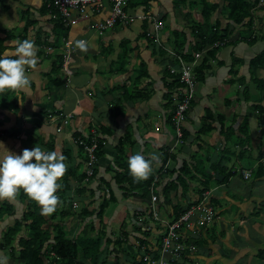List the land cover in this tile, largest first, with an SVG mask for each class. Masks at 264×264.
<instances>
[{"label":"crops","instance_id":"obj_1","mask_svg":"<svg viewBox=\"0 0 264 264\" xmlns=\"http://www.w3.org/2000/svg\"><path fill=\"white\" fill-rule=\"evenodd\" d=\"M50 1L0 0V40L3 48L0 53L6 47L13 49L17 41H34L39 38L37 52L47 47L42 42L46 44L48 40L53 44V47H49L52 57H56L54 62L53 59L45 60V65L49 62V75L41 74L36 68L31 71V66H27L30 87L19 92L10 91L3 101L0 97V141L3 142L0 145V156L6 154V149H14L19 154L24 148L30 149L36 144L60 154L67 151V167H78L77 172L69 177L70 189L65 193L72 203L81 204L88 195L99 199L100 204L109 195L115 200L107 207L106 216L103 215L106 219L103 223L105 227L98 226V229L103 228L102 232H106V239H101L106 249L102 255L105 257L103 264H150V261H157L161 257L163 225L147 217L151 197L146 199L124 195L114 183V158L120 141L125 142L123 151L127 159L136 152L151 158V154L156 152L152 148L158 146L155 143L164 144V152L172 147L170 141L174 137V130L168 123V117L175 105L177 91L168 93L169 98H173L172 105L164 95L171 81L168 69H178L179 66L175 65L168 54V58L165 55L160 57L159 46L152 41L148 42L141 35L142 25L146 22L148 31L154 21H160L163 27L160 31V49L174 51V42L184 38L182 51L185 54L194 44L193 26L202 25L206 21L202 10H206L207 6L202 7L196 0H130L127 14L141 15L144 19L136 20L128 27L119 26L108 30L99 38L93 35L91 40L79 39L85 40L93 48L98 43L104 46L108 42L106 45L110 50L111 41H116L113 38L117 36L114 35H127L129 38H122L131 43V49H124V59L119 65L117 60L109 59L110 68L107 69L121 78L104 87L95 82L94 76L89 75L86 79L88 68L84 67L86 65L75 66L74 57L78 53H82L80 56L97 57V53L85 52L78 47L80 52L74 51L71 54L73 61L65 65V70L71 71L73 75H69V82L57 87L50 80L57 78L51 69L53 63H58L56 55L63 53L59 46H65L62 43L64 37L56 33L54 13L44 7ZM204 1L216 6L207 23L218 25V30L226 33L225 39L219 41L224 42V45L217 46L214 57L208 60L203 78L198 81L196 79L195 99L182 127L185 136L183 144L173 153L170 152L175 159L169 158L164 169L161 168L164 152L156 153L158 160H161L160 165L158 160L153 162L151 173L157 180L156 206L161 219L169 222L174 219L173 207L185 211L197 204L203 193H208L209 204L219 217L210 225L199 226L197 234L183 233L185 251L177 264H264V6L258 5L259 0H245L251 5L249 14L242 22L235 23L228 18L226 0ZM86 24L82 22L71 28L67 38L76 41L80 36V28L88 30ZM124 29L128 32L125 33ZM198 53L203 58L205 50ZM258 57H262L259 62L255 61ZM200 62L201 59L197 60L196 66ZM141 63L145 65L146 77L137 84L134 79ZM53 88H62V95L53 97ZM130 90L134 92L131 98L126 94ZM139 90L143 91V95L138 94ZM85 92L89 94L88 98L84 96ZM206 113L211 117L207 118ZM63 116L71 117L62 129L60 125ZM51 118H55L54 122L46 123ZM207 122L212 125V130L204 134L203 125ZM101 126H106L108 131L103 135L104 153L98 161L104 162V166H96L95 177L100 181L95 189L97 194L94 188L89 187L77 192L76 188H81L83 184L77 186L76 179L83 172L84 154L75 140L80 136L88 143L89 134L94 136L92 132ZM59 127L61 132H57ZM97 136H101L100 132ZM10 138L15 140V144L10 142ZM183 164L194 170L198 164L199 169H204L205 173L195 170L196 177L192 174L184 177L185 181L190 182L185 190L169 189L170 204L166 205L162 203L163 187L178 177ZM159 170H162L161 177H158ZM244 172L249 173L246 179ZM204 174H208L212 182H209V189L201 193ZM226 174L229 176L223 180ZM103 179L109 182V188ZM58 195L60 203L57 208L61 206L63 196ZM24 210L25 203L21 201L20 193L15 200L0 199V258H4L5 263L17 262L20 250L18 238L25 233L26 222L21 223V231L16 234L10 248L3 247V235L14 225L15 220L23 217ZM91 216L97 217L96 213ZM73 217L76 216L67 219V227L71 232L69 221ZM57 221L63 223L60 218L49 222L57 224ZM107 239L110 241L107 242Z\"/></svg>","mask_w":264,"mask_h":264},{"label":"trees","instance_id":"obj_2","mask_svg":"<svg viewBox=\"0 0 264 264\" xmlns=\"http://www.w3.org/2000/svg\"><path fill=\"white\" fill-rule=\"evenodd\" d=\"M202 7L207 6L206 10H202V15L205 18V23L202 25H195L193 26L192 32L194 33V44L191 45L190 51L186 52L183 54L182 47L184 44V38L181 39V41H175L173 44V52L176 55V58H172L173 62L175 63L176 66L179 64V60H185L186 63H191L194 61V56L198 52H203L205 50L204 57L202 58L201 56V62L198 66H194L193 68V73L195 76V80L197 79H202L203 78V72L208 68L207 63L209 58H213L215 53L218 50V47H214V44L224 40L226 33H222V30H218L217 26H212L207 23V21L210 18V14L216 9V6L214 4L210 5L206 3L204 0H196ZM227 5H228V18L232 20L235 23H240L242 22L249 14L250 6L248 3L245 2V0H226ZM45 9L49 10L47 8V4L44 5ZM50 11V10H49ZM51 12V11H50ZM56 20V19H55ZM56 26L61 28L62 30V36L66 40L68 37V33L71 28H66L61 26L57 21H56ZM146 32H147V23L145 22L142 25V36L148 41L153 40L149 39L146 37ZM38 35V34H37ZM183 36V35H182ZM39 37V36H38ZM34 42L39 43L40 39L36 38ZM2 41L0 40V51L3 50L1 46ZM43 45L46 46H52L48 40H46V44H44V41L42 42ZM151 43V42H150ZM39 46V45H38ZM41 49V48H39ZM168 50V49H167ZM167 50H164L163 48L158 50V53L160 54V57H164V55L168 58V53ZM170 50V49H169ZM178 50V51H177ZM178 53H177V52ZM168 54V55H167ZM37 55L39 57L43 56V52L40 50L37 52ZM57 56V65L52 64V73L58 74V71L61 70V68L65 70L67 63L64 62V56H65V51H63L62 54L56 55ZM46 59H50V55L47 54L45 55ZM262 57H258L255 61L259 62L261 61ZM67 71V70H66ZM70 75L71 71L68 72ZM62 75V74H61ZM168 75L171 78L170 83L168 84L167 90L168 92L164 95V98L168 100V103L172 105L173 98L170 99L168 96L169 91L175 90L176 95L178 93H181L183 91L184 85L180 83V75L170 74L169 69H168ZM146 77L145 73V65L143 63L140 64V68L137 69L136 71V76L134 79V83H139L143 78ZM67 77H60V78H52L50 79L51 82L57 86L60 87L67 82ZM196 81V82H197ZM12 90H8L5 92L0 93V97H2V101L5 100L9 94V92ZM131 90L128 92L126 91V94L129 98L132 97ZM143 91L139 90L138 94H142ZM170 95V94H169ZM146 96V95H144ZM143 96V97H144ZM146 99V97H144ZM177 100L176 98H174ZM172 100V101H171ZM192 105V103H191ZM191 108V107H190ZM189 108V109H190ZM174 109L175 105L171 109V114L168 117V123L170 124L171 128H174V120H173V115H174ZM189 111V110H188ZM188 111L185 113L187 116ZM212 115V114H211ZM205 116L207 118H210V114L206 113ZM174 130V129H173ZM212 130V125H210V122H207V124L204 123L203 125V133L208 134ZM106 126H101L100 129H98V132H100L101 136L96 139L97 145L96 149L94 150V159L95 161L91 163V176H87L86 172H82L80 175L77 177V182L78 185L80 186L82 183L81 188H76L75 191L80 192L82 190H85V188H88V186L93 182L94 177L97 174L96 166H97V161L100 160L103 156V143H104V138L103 135H106ZM90 138L89 141L91 140L92 134H89ZM184 135L182 136L183 141H184ZM79 139H82L79 136ZM89 141H87L89 143ZM124 141H120L119 145L117 147V154L115 155L114 158V183L117 184L118 187H120V190L124 192V195L129 194L130 196L136 195L141 198H146L150 199L151 197V191L150 187H153V192L155 194H158L157 188H156V177L153 174H150L147 178L145 179H140L136 180L133 178L132 175H130L129 170H128V164H127V155H125L123 151V145ZM76 145L79 147V149L83 152L84 154V160L83 163L84 165L90 163V159L88 158V155L86 154V151L84 150L83 146L79 145L76 142ZM65 157L67 156V151L61 152ZM174 160L175 158L172 157V153L169 151L164 152L163 158H162V167L168 163V159ZM169 159V160H170ZM199 165L197 164L195 167V170L201 171L202 173H205L204 169H199ZM218 166V165H217ZM110 168V170H113ZM78 170V167L75 169V167L70 168L67 167V171L63 175V177L60 179L61 187L58 189L57 193L62 194V201H61V206H59L55 212L52 214H43L41 212V206L34 200L30 199L28 195L21 190L20 192V199L23 203H25V210L23 213V217L21 219L15 220V223L12 227L8 228L6 232L3 235L4 241H3V247L4 248H10L11 244L13 241L16 239V234H18L21 231V223L25 221V230L22 235L18 238V245L20 246V250L17 254V261L20 264H103L105 263V257L102 256L105 252L106 249H102V244H101V239H105L106 235L102 232V229H96V233L93 237H89L85 232H83L82 235H78L76 238H68L66 235L70 233V231L66 230L67 224H65L66 220L68 219L69 216H76L77 219L84 220L87 217H91L92 213H96L97 219L99 221V225L102 227H105L103 224V215L106 212L107 207L110 205V203H114V197L112 195H109V198H103L102 203L99 205L97 208V212L91 211L88 212L87 209H83L82 212H79L78 214L75 211V203H72L71 198L67 197L65 193H67L70 189V186L68 184L69 177H72ZM168 170V169H167ZM179 175L177 178L174 180L168 182L165 184L162 190V203L169 205L170 204V198H169V189L178 190L181 188V190L187 189L189 187L190 182L185 181L186 176L189 174H192L193 177H196L194 172L195 170L188 165L183 164L181 168L179 169ZM162 170H159L158 172V177H161ZM166 171V170H165ZM205 175V180L203 182V189L201 190V193H203L205 190L209 189L211 186L209 182L210 181V176ZM229 174H226V178L223 180H226ZM221 180V181H223ZM107 184V187L109 188V182L106 183V180H102ZM221 181H219L221 183ZM98 182L100 183L99 179ZM87 183V186H85ZM109 191V190H108ZM111 191V190H110ZM202 198V195L200 196L199 200L200 201ZM64 210H63V209ZM62 210V211H61ZM173 214H174V219H177L180 214H182L184 211H182L179 207H173ZM60 211V213H59ZM59 213V216L56 217V215ZM46 217V218H45ZM60 218L62 219L63 223L57 222V224H52L49 221H54L55 219ZM173 219V220H174ZM49 223V224H48ZM89 224V230L94 229V224L93 221L90 220L88 222ZM47 225V226H46ZM46 226V227H45ZM23 236V237H22ZM110 240L107 239V242ZM12 251L14 252V249L11 248ZM185 253V252H184ZM183 253V254H184ZM102 256V257H101ZM142 260V258H141ZM142 263V262H141ZM178 263V260L175 262V264ZM140 264V263H138ZM144 264V263H142Z\"/></svg>","mask_w":264,"mask_h":264},{"label":"built area","instance_id":"obj_3","mask_svg":"<svg viewBox=\"0 0 264 264\" xmlns=\"http://www.w3.org/2000/svg\"><path fill=\"white\" fill-rule=\"evenodd\" d=\"M130 0H52L47 3V8L54 13L53 17L63 27L73 28L82 22H87V29H91L98 35L105 33L108 30L114 29L119 26L130 25L136 20L144 19L141 15H128L127 8ZM258 5L264 6V0H259ZM160 21H154L151 29L146 32V37L153 40L155 44L160 43V31L162 29ZM65 41V56L64 62L67 63L66 58L73 51V41L67 38ZM224 45V42H217L214 47ZM170 57L176 58L173 51L167 50ZM201 58V54L196 53L194 61L185 63L179 60V68L170 67V74L180 75V83L184 85L183 91L177 94L174 109V144L170 148V152L178 145L183 144V131L182 127L186 119V112L191 107V103L195 99L196 80L193 73L194 66L197 65V60ZM66 123V121H65ZM77 143L83 146L90 165L95 161L94 150L96 149L97 142L91 139L86 143L82 139H78ZM168 163L163 167L166 168ZM91 166V165H90ZM90 171L86 173L91 176ZM244 178L249 177V173L244 172ZM153 187H150L151 201L147 217L153 222H159L163 225V235L161 237V257L157 261H150V264H175L180 258V255L185 251L182 242L183 233L197 234L199 226H206L212 224L219 217L214 209L210 206L208 201V193H203L202 198L197 204L192 205L186 209L177 219L165 222L161 219L156 202L158 195L152 192Z\"/></svg>","mask_w":264,"mask_h":264},{"label":"clouds","instance_id":"obj_4","mask_svg":"<svg viewBox=\"0 0 264 264\" xmlns=\"http://www.w3.org/2000/svg\"><path fill=\"white\" fill-rule=\"evenodd\" d=\"M75 43L82 51L88 50L85 40ZM38 59L35 42L31 39L15 42L11 50L6 47L0 53V93L28 89L31 81L27 66L35 68ZM0 145H3L2 141ZM158 158L156 153H152L151 158L140 152L132 154L127 161L130 175L136 180L147 178ZM65 160L63 154L46 150L38 144L30 149L24 148L19 154L6 149V154L0 156V199L15 200L23 190L41 206L43 214H52L60 203L57 190L67 171ZM0 264H4L2 259Z\"/></svg>","mask_w":264,"mask_h":264},{"label":"rangeland","instance_id":"obj_5","mask_svg":"<svg viewBox=\"0 0 264 264\" xmlns=\"http://www.w3.org/2000/svg\"><path fill=\"white\" fill-rule=\"evenodd\" d=\"M45 25V24H44ZM43 26V25H42ZM130 26V25H129ZM218 26V25H217ZM220 26V25H219ZM125 27V26H124ZM126 27H128V25H126ZM80 28V27H79ZM48 29H49V27H48ZM55 29H56V33L58 34V35H61L62 34V30H61V28H59L58 26H56L55 27ZM77 30H79V29H77ZM85 31V32H84ZM82 30V28H80V36H79V38L77 37L76 38V41L77 40H79L80 38H84V39H86V40H91L95 35H96V37L97 38H99V36L100 35H98L97 33H95L94 31H92L91 29H88V30ZM124 32L126 33V32H128V30H126V29H124ZM95 33V34H94ZM109 33V32H108ZM138 34H141V31H138ZM94 35V36H93ZM114 36H117V37H114ZM113 37V39H115L116 41H111V43H110V45L111 46H109V49L110 50H108V46L106 45V44H108V42H106V44L104 43L103 45L104 46H101V44L100 43H98L97 44V46L95 47V48H93V47H91V45H89L88 46V51L89 52H94V53H97L96 55H97V57H91V56H89V55H82V56H80L79 54H82V53H78V55L77 56H75L74 57V64H75V66H83V65H86V66H84V67H86V68H88V74H87V77H86V79H88V76L90 75V76H94L93 78H95L96 80H95V82L99 85V86H102V87H104V86H106V85H110V83H112L111 81H113L114 83H116V80H117V78L119 79V78H121V76H115V72H111L110 70H107L108 68H110V64H109V59H112V60H117V62H118V65L120 64V62H123V59H124V49L125 50H128V49H131V43H129V42H127V41H124L125 39L124 38H122V37H126V38H129V37H127V35H114ZM130 36V35H129ZM117 38V39H116ZM102 39V37L100 38V40ZM71 41H73L72 39H70ZM130 40V39H129ZM75 40L73 41V51H72V53L74 52V51H76V50H78V52H80V50L78 49V46L76 45V42ZM124 41V42H123ZM140 41H141V38H140ZM58 42V41H57ZM96 42H100V41H96ZM63 45L65 46V41L63 40ZM156 46H159L160 47V45L159 44H155ZM59 46V45H58ZM105 46H106V50H104V48H105ZM38 47L39 46H37L36 45V48L38 49ZM50 47H52V46H50ZM61 49H63V51H64V48L65 47H63L62 45H60L59 46ZM59 47H57L58 49H59ZM158 47V48H159ZM66 50V49H65ZM42 52H43V56H41V57H39V59H38V62H37V65H36V69H39V71L41 72V74H43V73H46L47 75H49L47 72L49 71V65H48V63H47V65H45L46 64V62H45V60H46V57H45V55H47V54H49L50 55V59L49 60H51V59H53V62H54V59L56 58H54V57H52V54L53 53H51L52 51H51V48H49V46H47L46 48H43L42 50H41ZM66 52V51H65ZM71 53V54H72ZM69 55L67 58H66V61L67 62H71V61H73L72 59H71V57H72V55ZM83 54H84V52H83ZM107 54H109V56H107ZM88 56V57H87ZM84 58V59H83ZM130 59H132L133 60V57H130ZM52 62V61H51ZM43 65H45L44 67H42ZM128 66V65H127ZM29 70H34L33 69V67H31V68H29ZM118 71V70H117ZM67 73V74H66ZM62 74V77H64V76H67V78H68V81L67 82H69V79H70V77H69V75L70 74H68V72L66 71V70H63L62 68H61V70L58 72V74L56 75V77L57 78H59V76ZM108 74H111V76L110 77H108ZM50 75H51V73H50ZM59 75V76H58ZM114 75V76H113ZM89 81H87L86 83H88ZM50 83V82H49ZM107 83V84H106ZM86 91V90H85ZM63 92H64V90H63ZM60 95H62V88H59V90L57 89V90H55L54 88H53V90H52V96L53 97H56V98H58V97H60ZM84 96L85 97H89V94L88 93H84ZM174 103V102H173ZM70 117L71 116H63V121H62V124L60 125V127L61 126H63L62 127V129L64 128V126H66L69 122H70ZM52 119V118H51ZM54 120H55V118H53L51 121H49V120H47L46 121V123H50V122H54ZM65 121H66V123H65ZM86 121L87 122H89L90 120L87 118L86 119ZM85 121V122H86ZM88 124H86V126H87ZM59 127V129H58V131L57 132H61L62 131V129ZM61 129V130H60ZM155 131L156 132H158V130H156L155 129ZM93 134H94V136H92L91 137V139H94V140H96L97 139V134L99 135V132H98V128L97 129H95L93 132H92ZM97 133V134H96ZM96 134V135H95ZM89 136V135H88ZM87 136V137H88ZM79 139V137H77L76 138V140H75V143L77 142V140ZM83 140V139H82ZM10 142L12 143V144H15V140H13V139H11L10 138ZM170 144L173 146V144H174V137L171 139V141H170ZM155 145H158V146H155L154 148H152V150L154 149V150H156V152L155 153H161V152H164L165 150H163V148L162 147H164L165 145L164 144H162V143H155ZM170 145V146H171ZM181 145H178L177 147H175L174 148V150L173 151H175L178 147H180ZM172 148V147H171ZM10 149H11V147H10ZM168 151L170 152V147L168 148ZM173 151H171L172 153H173ZM12 152H14V149L12 150ZM145 155V154H144ZM146 156H148V155H146ZM150 156V155H149ZM151 157V156H150ZM99 161V160H98ZM97 161V164H99L100 166H104V165H102L104 162H98ZM158 162H159V165L161 164V160L159 161L158 160ZM83 166H82V169H83V172H89L90 171V169H89V167H90V165H88V164H86V165H84V163L82 164ZM101 168V167H100ZM104 168V167H103ZM102 170V169H101ZM102 173V172H101ZM103 174V173H102ZM93 181H95L94 183H92V185H89L88 187L89 188H94V190L96 189V186H97V184H98V179L96 178V177H94V180ZM85 186H87V183H86V185ZM95 193L97 194V190H95ZM101 202V201H100ZM100 202H99V199H95V197H93L92 195H88L83 201H82V203L81 204H76L75 205V211L78 213V214H80L79 212H82L83 211V209L85 208V209H87L88 210V212H90L92 209H94V210H98L97 209V207H98V205L100 204ZM106 213V212H105ZM105 216H106V214H105ZM90 220H94L93 222H94V227L96 228V229H98L99 227V221H98V219H97V217L96 218H94V217H87V218H85L84 220H81V219H76V217H73V219L72 220H70L69 222H71V229H72V232L70 231V233H68L66 236L68 237V238H70V239H72V238H76L78 235H82L83 234V232L86 230V234L89 236V237H93L94 235H95V233H96V229L94 230V231H90L89 230V224H88V222H90ZM105 218H104V216H103V223L105 222ZM58 222V221H57ZM84 222V223H83ZM65 224H68V220H67V223H65ZM79 225V226H78ZM66 228V230L67 231H69L70 229H68V227L66 226L65 227ZM103 233L106 235V232L105 231H103ZM106 239V238H105ZM103 240H104V238H103ZM103 240H101V242H102V247H104L103 249H105V242L103 241ZM116 240V239H115ZM110 257H113L112 255H110ZM0 259H2L3 261L5 260L4 258H0ZM16 259V258H15ZM17 260V259H16ZM7 262V261H6ZM4 264H9V262L8 263H5V261H4ZM11 264H19V262L17 261H13Z\"/></svg>","mask_w":264,"mask_h":264}]
</instances>
